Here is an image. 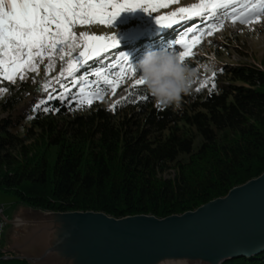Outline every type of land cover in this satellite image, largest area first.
I'll return each instance as SVG.
<instances>
[{
    "label": "trees",
    "instance_id": "1",
    "mask_svg": "<svg viewBox=\"0 0 264 264\" xmlns=\"http://www.w3.org/2000/svg\"><path fill=\"white\" fill-rule=\"evenodd\" d=\"M178 27L147 22L117 52L138 70L148 52L176 53ZM214 82L215 88L195 87L179 107L158 105L146 86H119L128 90L120 103L106 104L111 93L91 106L71 95L51 100L42 107L58 110L48 112L35 110L37 100L17 114L24 96H8L0 102L8 112L0 117V189L19 204L116 217H165L224 196L264 172V66L223 63ZM4 249L0 257L13 254ZM0 264L29 263L9 258ZM224 264H264V252Z\"/></svg>",
    "mask_w": 264,
    "mask_h": 264
},
{
    "label": "snow or ice",
    "instance_id": "2",
    "mask_svg": "<svg viewBox=\"0 0 264 264\" xmlns=\"http://www.w3.org/2000/svg\"><path fill=\"white\" fill-rule=\"evenodd\" d=\"M180 0H0V83L15 85L26 81L29 74L39 76L43 65L48 77L41 90L47 93L35 105V110L48 112L42 107L51 100L65 101L71 95L78 105L91 106L109 93L115 94L121 85L132 90L146 86L138 70L129 63L126 54L118 53L119 40L113 33L101 36L74 29L83 25H102L111 28L115 19L125 10L143 8L156 13L161 8L178 4ZM239 5V7H238ZM264 17V0H199L179 7L167 15H156V22L164 28L179 32L177 44L183 49L182 62L195 55L194 49L205 36L222 30L225 21L232 24L253 25ZM199 22L188 26V22ZM57 60L60 70L52 76ZM91 66V67H90ZM213 79L201 83L202 88ZM34 79V78H33ZM57 86L62 91L57 92ZM73 88H78L76 93ZM9 92L0 87V97ZM127 99V98H124ZM141 100L149 97L141 96ZM118 101L117 103H120ZM116 105L112 106L115 110Z\"/></svg>",
    "mask_w": 264,
    "mask_h": 264
},
{
    "label": "water",
    "instance_id": "3",
    "mask_svg": "<svg viewBox=\"0 0 264 264\" xmlns=\"http://www.w3.org/2000/svg\"><path fill=\"white\" fill-rule=\"evenodd\" d=\"M4 212L0 205V248L13 254L0 259L29 264H224L264 252V172L196 209L165 217L49 211L25 203L11 218Z\"/></svg>",
    "mask_w": 264,
    "mask_h": 264
},
{
    "label": "rangeland",
    "instance_id": "4",
    "mask_svg": "<svg viewBox=\"0 0 264 264\" xmlns=\"http://www.w3.org/2000/svg\"><path fill=\"white\" fill-rule=\"evenodd\" d=\"M193 3H199V0H180L178 4L161 8L156 13H148L143 8L125 10L115 19L111 28L99 24L83 25L78 26L74 31L77 34L80 32H88L89 34L101 36H110L114 33L119 42L125 41L134 35V31L136 32L143 28L147 22L151 24L156 22V15H167L176 11L179 7H186ZM160 11L162 12L160 13ZM261 19V23H254L253 25L232 24L230 21H225L222 30L216 31L212 36H205L203 38L202 42L194 49L195 55L187 57L185 60V63L198 69L201 75L206 74L211 76L208 79L201 80L195 87L201 85L202 82L211 81L213 79L212 71L216 72V68L223 63H256L264 66V17ZM175 48L180 49L179 51L173 49L176 52L173 55H177L183 50L179 44ZM208 64L214 65L213 70L210 72L205 68ZM60 67V62L57 60L56 69L51 75L55 76L59 72ZM47 78L42 65L39 76L30 73L28 80H18L15 85L6 81L0 83V87L9 88V92L3 97H0V102L11 95H23L24 99L19 104L17 114L20 110L24 111L28 109L32 103L47 96V93L41 90V86ZM207 86L210 88L211 83H208ZM127 92L126 87L122 86L121 89L117 88L115 94H111L106 100V104L118 101L126 96ZM7 114L8 112L1 110L0 107V117L7 116ZM51 149L48 155L54 161L57 149ZM0 205L5 206V216L11 218L15 214L19 203H17V197L14 194L0 189ZM10 227L7 229L9 230ZM7 229L6 232L8 231Z\"/></svg>",
    "mask_w": 264,
    "mask_h": 264
},
{
    "label": "clouds",
    "instance_id": "5",
    "mask_svg": "<svg viewBox=\"0 0 264 264\" xmlns=\"http://www.w3.org/2000/svg\"><path fill=\"white\" fill-rule=\"evenodd\" d=\"M212 71L213 64L205 66ZM140 77L158 105L179 107L184 96L191 95L201 78L198 69L182 62L179 55L154 50L139 61Z\"/></svg>",
    "mask_w": 264,
    "mask_h": 264
},
{
    "label": "bare ground",
    "instance_id": "6",
    "mask_svg": "<svg viewBox=\"0 0 264 264\" xmlns=\"http://www.w3.org/2000/svg\"><path fill=\"white\" fill-rule=\"evenodd\" d=\"M211 76L210 75H206V74H202L201 75V78H200V81L201 80H204V79H208V78H210ZM199 83V82H198Z\"/></svg>",
    "mask_w": 264,
    "mask_h": 264
}]
</instances>
